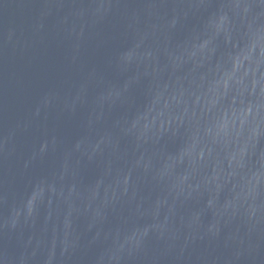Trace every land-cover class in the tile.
I'll return each instance as SVG.
<instances>
[{
  "label": "water",
  "instance_id": "1",
  "mask_svg": "<svg viewBox=\"0 0 264 264\" xmlns=\"http://www.w3.org/2000/svg\"><path fill=\"white\" fill-rule=\"evenodd\" d=\"M0 264H264V0H0Z\"/></svg>",
  "mask_w": 264,
  "mask_h": 264
}]
</instances>
